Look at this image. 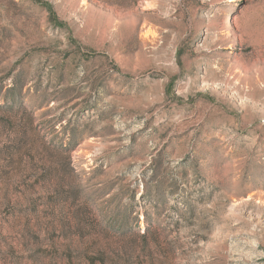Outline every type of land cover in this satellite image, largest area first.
<instances>
[{
  "label": "rangeland",
  "instance_id": "1",
  "mask_svg": "<svg viewBox=\"0 0 264 264\" xmlns=\"http://www.w3.org/2000/svg\"><path fill=\"white\" fill-rule=\"evenodd\" d=\"M0 264H264V0H0Z\"/></svg>",
  "mask_w": 264,
  "mask_h": 264
}]
</instances>
